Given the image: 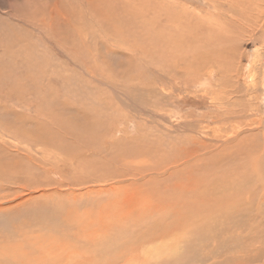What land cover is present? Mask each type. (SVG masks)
<instances>
[{"label":"rangeland","instance_id":"rangeland-1","mask_svg":"<svg viewBox=\"0 0 264 264\" xmlns=\"http://www.w3.org/2000/svg\"><path fill=\"white\" fill-rule=\"evenodd\" d=\"M27 1L0 0V264H264V0H109L103 6ZM57 1L60 12L49 20L41 14L48 11L43 6ZM36 7L39 17L31 19ZM187 7L192 10L187 14L203 19L202 34L221 21L224 39L217 47L203 49L207 31L196 33L195 20L173 29L171 22L181 19L176 12ZM65 13L66 19L58 17ZM252 30L254 36L248 34ZM173 33L202 38L191 48L188 64L179 61L175 79L166 66ZM219 54L231 64H210ZM199 71L204 76L194 85ZM170 121L175 122L169 127ZM185 123L201 135L198 146L188 141L184 146L202 154L198 175L204 190L194 196L197 222L174 228L165 211L157 214L154 208L146 218L138 213L149 205L148 194L159 188L166 194L165 186L178 182L172 178L176 166L165 178L154 176L160 180L151 186L140 182L137 167L165 165L162 155L171 151L173 137L184 138L175 125ZM237 135L240 143L233 148L229 140ZM233 174L248 187L235 196L221 186L216 195L215 188L234 183ZM236 197L239 205L233 204ZM202 204L204 211L218 207V224L211 212L198 221Z\"/></svg>","mask_w":264,"mask_h":264},{"label":"bare ground","instance_id":"bare-ground-1","mask_svg":"<svg viewBox=\"0 0 264 264\" xmlns=\"http://www.w3.org/2000/svg\"><path fill=\"white\" fill-rule=\"evenodd\" d=\"M37 1H39V0H29V2L30 3H32V2H37ZM63 1V0H62ZM81 1H83V3H86V4H88V5H98V6H103V5H105L106 4V2L108 1L109 2V0H81ZM208 1V0H207ZM218 1V0H217ZM226 1H228V0H226ZM230 1H233V2H236V1H234V0H230ZM229 1V2H230ZM241 1V0H240ZM249 1V0H248ZM25 2H28L27 0H25ZM219 2V1H218ZM221 2V1H220ZM253 2V1H252ZM15 3L16 4H18L17 3V1H15ZM215 3V2H214ZM223 3V2H222ZM241 3H244L245 4V2H241ZM240 3V4H241ZM254 3V2H253ZM257 3H258V1H257ZM21 4H23L24 5V3L21 1ZM41 4V3H40ZM39 4V5H40ZM236 5L238 4V3H235ZM243 4V5H244ZM246 4H248L247 2H246ZM245 4V6H247ZM259 4V3H258ZM264 4V3H263ZM29 5V4H28ZM256 5V4H255ZM261 5V4H260ZM38 6V5H37ZM60 6H61V4H60V2H56L55 4L54 3H51L48 7H45V6H43L44 7V9H47L48 11H49V13H48V11L47 12H43L42 11V13L41 14H43V15H49V20H50V17H51V20H53L52 18H54L55 19V15H57L56 13H58V12H60ZM207 6H208V4H207ZM218 6V5H217ZM221 6V5H220ZM239 6V5H238ZM244 6V7H245ZM253 6V5H252ZM258 6V5H257ZM190 7V6H189ZM240 8L241 7H243V6H239ZM243 7V8H244ZM260 7V6H259ZM215 8V7H214ZM34 9V8H33ZM185 9H187V11H179V12H176V14L177 15H179V16H181V19L180 20H175L174 22H171V24L172 25H174L173 26V29H175L176 27H179V28H181V30H182V28L184 27V26H190V21L191 20H195V21H197V23L193 26V30H195V32L196 33H198L199 31H200V29H201V21L203 20V19H201V17L199 16V15H194V14H187V13H191V11L192 10H190V9H188V7L187 8H185ZM223 9V8H222ZM248 9V8H247ZM257 9V8H256ZM264 9V8H263ZM26 10V9H25ZM153 10V9H152ZM249 10H251V9H249ZM253 10V9H252ZM258 10V9H257ZM218 10H216V12H217ZM230 11V10H229ZM255 11V10H254ZM152 12V11H151ZM193 12H196V13H199L198 11H197V9L196 8H194L193 9ZM257 12V11H256ZM39 9H38V7H36L35 8V17L34 18H31V19H36V16H38L39 15ZM213 13V12H212ZM230 13V12H229ZM228 13V14H229ZM238 13H241V12H238ZM243 13V12H242ZM259 13V12H258ZM261 13V12H260ZM259 13V14H260ZM8 14V13H7ZM18 14V13H17ZM221 14V13H220ZM224 14V13H223ZM231 14V13H230ZM244 14V13H243ZM246 14V13H245ZM263 14V13H262ZM19 15V14H18ZM62 15H63V17L66 19L67 18V15H66V13L65 14H60V15H58V17H62ZM211 15V14H210ZM226 15V14H225ZM247 15V14H246ZM245 15V16H246ZM249 15H252V14H249ZM257 15V14H256ZM6 16V15H5ZM227 16V15H226ZM243 16V15H242ZM248 16V15H247ZM255 16V15H254ZM264 16V15H263ZM39 17V16H38ZM44 17V16H43ZM176 17H178V16H176ZM221 17V16H220ZM244 17V16H243ZM19 18V17H18ZM85 18V17H84ZM175 18V17H174ZM208 18V17H207ZM222 18V17H221ZM224 18V17H223ZM234 18V17H233ZM240 18H241V16H240ZM258 18V17H257ZM257 18H255L254 17V20L256 19V22H257V24H258V20H257ZM41 19V18H40ZM70 19V18H69ZM171 19H173V17L171 18ZM176 19V18H175ZM211 19V18H210ZM236 19V18H235ZM243 19V18H242ZM249 19V18H248ZM250 19H252V16H251V18ZM220 20V19H219ZM239 20V19H238ZM238 20H236L237 22H238ZM246 20V19H245ZM253 20V19H252ZM253 20V21H254ZM29 21V20H28ZM36 21L37 20H33L32 21V24H33V26H35L36 25ZM42 21V20H41ZM55 21V20H54ZM205 21V20H204ZM212 21H213V19H212ZM218 21V20H217ZM224 21V20H223ZM227 21V20H226ZM229 21V20H228ZM232 21V20H231ZM241 21V20H240ZM240 21H239V24H240ZM249 21V20H248ZM51 22V21H50ZM233 22V25H234V21H232ZM232 22H231V24H232ZM252 22V21H251ZM251 22H249V24H251ZM262 22V21H261ZM28 24V23H27ZM41 24H42V22H41ZM46 24H47V22H46ZM201 24V25H200ZM204 24H205V22H204ZM216 24H217V22H216ZM218 24H220L221 25V21L220 22H218ZM224 24H225V22H224ZM223 24V25H224ZM235 24H236V22H235ZM55 25V24H54ZM208 25H210V24H208ZM220 25H212V26H210V27H207V30H206V28L204 29V31L206 30L207 31V34L205 35V38H204V40L206 41V43L203 45V49L204 50H208V49H206V48H210V46H212V47H214V46H216L215 44L217 43V41H222V39H224V38H222L221 40H220V38L219 37H223V35H220L219 33L223 30H221V28H220ZM237 25V24H236ZM255 25V24H254ZM259 25V24H258ZM262 25V24H261ZM44 26V25H43ZM206 26V25H205ZM227 26V25H226ZM251 26H252V24H251ZM251 26L249 25V29H252L251 28ZM255 26H257V25H255ZM46 27V26H45ZM44 27V28H45ZM172 27V26H171ZM192 27V26H191ZM191 27H190V29H191ZM228 27V26H227ZM227 27H225L224 26V29L225 28H227ZM229 27H231V26H229ZM228 27V28H229ZM243 27H244V25H243ZM243 27L242 28H240V26H239V29L241 30H243ZM248 27V26H247ZM252 27H254V26H252ZM203 28H204V26H203ZM238 28V27H237ZM34 30L36 29L35 27L33 28ZM46 29V28H45ZM44 29V30H45ZM171 29V28H170ZM234 29V28H233ZM256 29H257V27H256ZM172 30V29H171ZM176 30V29H175ZM180 30V31H181ZM226 31H227V29H225ZM229 30L231 31L232 29L231 28H229ZM236 30V29H235ZM235 30H233L232 32H234ZM247 30V29H246ZM259 30V29H258ZM46 32H47V30H45ZM183 31H185V29L183 30ZM204 31H202L203 32V34L201 33V31H200V34H202V35H204ZM226 31H225V33H224V35H227L228 36V34H226ZM179 32V31H178ZM192 32V31H191ZM223 32V31H222ZM235 32H237L238 34H239V32L238 31H235ZM245 32V31H244ZM254 32H255V30H252V31H250V32H248V34H250V35H253L254 34ZM260 32V31H259ZM176 33V32H175ZM181 33V32H180ZM187 33V32H186ZM206 33V32H205ZM228 33V32H227ZM246 33V32H245ZM245 33H244V35H245ZM241 34L243 35V33L241 32ZM240 34V35H241ZM257 34H259V33H257ZM256 34V35H257ZM231 35V34H230ZM239 35V36H240ZM241 35V36H242ZM262 35V34H261ZM49 36V35H48ZM47 36V37H48ZM185 36H187V35H185V34H174L173 33V36L169 39V41H168V43L167 44H169L168 45V50L166 51V57H167V60H166V58H165V60H166V66H167V73L168 74H170V77L172 78V79H175V75H176V71H174L175 70V68L177 67V65H178V63H179V61H181V62H186L187 64H188V60H189V57L191 56V52H190V50H191V48L192 47H195L196 46V42L198 41H195V39H196V34H195V39L193 38V37H191L190 36V38L188 39L187 37H185ZM194 36V35H193ZM201 35H199L198 37H200ZM233 36V35H232ZM249 36V35H248ZM254 36V35H253ZM59 37V36H58ZM202 37V36H201ZM234 37V36H233ZM229 38H231V36L229 37ZM235 39H236V37H234ZM238 38V37H237ZM241 38V37H240ZM245 38V37H244ZM246 38H248V37H246ZM252 38V37H251ZM200 39H202V38H200ZM199 39V41L201 42V40ZM242 39H243V37H242ZM249 39V38H248ZM204 40H202V41H204ZM232 40V39H231ZM230 40V41H231ZM198 41V42H199ZM238 41H239V39H238ZM245 41V40H244ZM228 42H229V40H228ZM233 42H234V40H233ZM233 42H231V43H233ZM239 43V42H238ZM242 43V42H241ZM224 45H225V43H223ZM199 45H201L200 43H199ZM198 45V46H199ZM222 45V44H221ZM220 45V46H221ZM224 45L222 46V47H224ZM202 46V45H201ZM201 46L199 47V48H201ZM228 46H229V44H228ZM227 46V47H228ZM235 46V45H234ZM211 47V48H212ZM217 47V46H216ZM218 47H219V45H218ZM37 49V48H36ZM229 49V48H228ZM201 50V49H200ZM200 50H196V51H200ZM203 50V51H204ZM213 50H216V49H213ZM221 50V49H220ZM223 50V49H222ZM232 50H234V49H231V51ZM192 51H193V49H192ZM219 51V50H218ZM224 51V50H223ZM226 51H229V50H226ZM207 52V51H206ZM211 52V51H210ZM209 52V53H210ZM234 52V51H233ZM233 52H231L230 54H232ZM199 53V52H198ZM200 53H202V52H200ZM204 53V52H203ZM228 53V52H227ZM238 53V52H237ZM236 53V54H237ZM114 54V53H113ZM217 54V53H216ZM235 54V56H237ZM239 54V53H238ZM192 55H194V51H193V53H192ZM227 55H229V54H227ZM233 55V54H232ZM210 56H207L206 58H208V59H211V58H209ZM229 57V56H228ZM231 58H233V57H231ZM202 59V58H201ZM215 59V61H210V64L212 63V62H214L215 63V67H217L218 66V68H221V66L222 67H224V66H226L227 67V63L229 62V61H227L226 62V57H225V54L224 55H222V54H219V55H216V57L214 58ZM237 59V58H236ZM156 60V59H155ZM198 60V59H197ZM196 60V61H197ZM227 60H229V59H227ZM235 59H233L232 61H234ZM191 61V60H190ZM196 61H194L193 63H195ZM205 61H207V59L205 60ZM204 61V62H205ZM155 62V61H154ZM153 62V63H154ZM201 62H202V60H201ZM203 62V63H204ZM156 63V62H155ZM209 63V62H208ZM213 63V64H214ZM230 63V62H229ZM235 63V62H234ZM197 64H199V63H196V65ZM209 64V65H210ZM231 64V63H230ZM83 65V64H82ZM191 65V64H190ZM201 65V64H200ZM29 66V65H28ZM189 65H187V67H188ZM192 66V65H191ZM204 67V65H201L200 66V69H201V67ZM208 66V65H207ZM235 66V65H234ZM198 67H199V65H198ZM212 67V66H211ZM214 67V68H215ZM163 68V67H162ZM166 68V67H165ZM186 68V67H185ZM217 68V69H218ZM88 69V68H87ZM203 69V68H202ZM223 69V68H222ZM238 69V68H237ZM236 69V70H237ZM187 70V69H186ZM207 70H208V68H207ZM212 70H214V69H212ZM227 70V69H226ZM192 71V69L191 68H189L188 70H187V72H191ZM179 72V70L177 71V73ZM194 72V71H193ZM206 72V71H205ZM204 72V73H205ZM224 72V70H222V73ZM226 72V71H225ZM228 72V71H227ZM229 72H230V70H229ZM229 72L227 73V74H229ZM189 73H188V75H189ZM192 73V72H191ZM209 73V72H208ZM232 73V72H231ZM100 74H101V72H100ZM99 74V75H100ZM195 79H194V81H195V83H194V81H191L192 79H190V78H187V76L185 77V78H187V80H189L190 79V81L191 82H193V84L195 85L196 84V82H199L200 80L202 81V75H201V73H200V71H199V73L197 72H195ZM197 74H200V76L199 75H197ZM191 75V74H190ZM194 75V74H193ZM231 74H229V76H230ZM108 76V75H107ZM204 76V75H203ZM225 75H223V77H224ZM101 77H103V76H101ZM178 77V76H177ZM183 77V76H182ZM189 77V76H188ZM232 77V76H231ZM230 77V78H231ZM105 78V77H104ZM257 78V77H256ZM50 80V79H49ZM48 80V81H49ZM97 80V79H96ZM180 80V79H179ZM178 80V81H179ZM183 80V79H182ZM186 80V79H185ZM205 80V79H204ZM222 80V79H221ZM33 82V81H32ZM46 82V81H45ZM158 82V81H157ZM185 82V81H184ZM206 82V81H205ZM220 82V81H219ZM233 82V81H232ZM172 83H175V82H172ZM178 83V82H177ZM189 83V82H188ZM187 83V84H188ZM203 83V82H202ZM191 84V83H190ZM189 84V85H190ZM193 84H191V85H193ZM257 84V83H256ZM184 85H186V84H184ZM190 85V86H191ZM201 85V84H200ZM188 86V85H187ZM206 86V85H205ZM211 86V85H210ZM220 86H222V85H220ZM175 87H177V86H175ZM192 87V86H191ZM200 87V86H199ZM257 87V86H256ZM255 87V88H256ZM195 88V87H194ZM204 89V88H203ZM138 91V90H137ZM140 91V90H139ZM136 92V91H135ZM221 92V91H220ZM242 92V91H241ZM206 93V92H205ZM240 93V92H239ZM218 94H220V93H218ZM222 95V94H221ZM220 95V96H221ZM240 95V94H239ZM223 96V95H222ZM216 97V96H215ZM177 99V98H176ZM244 99V98H243ZM174 100V99H173ZM156 101V100H155ZM171 101V100H170ZM177 101V100H176ZM173 103V102H172ZM227 103V102H226ZM230 103V102H229ZM229 103H227V104H229ZM223 104H225V102L223 103ZM226 104V105H227ZM47 105V104H46ZM172 106H174V105H172ZM241 106V105H240ZM246 106H247V104H246ZM171 107V106H170ZM224 110H225V108H223ZM227 109H229V108H227ZM245 109V108H244ZM257 109V108H256ZM222 110V109H221ZM232 110H233V108H232ZM236 110H237V108H236ZM242 110V109H241ZM241 110H239V111H241ZM248 110V109H247ZM173 112V111H172ZM43 113V112H42ZM169 113V112H168ZM167 113V114H168ZM222 113V112H221ZM39 114V113H38ZM224 114V113H223ZM250 114V113H249ZM169 115V114H168ZM167 115V116H168ZM226 115V114H225ZM246 115V114H245ZM159 116V115H158ZM161 116V115H160ZM166 116V117H167ZM45 117V116H44ZM164 117V116H163ZM178 117V116H177ZM235 117V116H234ZM233 117V118H234ZM222 118V117H221ZM232 118V119H233ZM113 119V118H112ZM220 119V118H219ZM234 120H236V119H234ZM254 120V119H253ZM107 121V120H106ZM158 121V120H157ZM241 121V120H240ZM162 122V121H161ZM171 123H170V125H169V127L170 126H173V124H174V122L175 121H170ZM196 122V121H195ZM246 123H247V121H246ZM245 123V124H246ZM254 123V122H253ZM163 124H164V122H163ZM188 125V123H185L183 126H180V124H178V125H175V126H179L180 128H181V130H180V128L179 127H177V130L176 131H179V132H181L183 135H184V138L182 139V140H180L179 138L181 137V136H178V135H176L175 137H173V138H175V141H174V144L172 145L171 144V146L168 148L169 150H171V151H169V152H166V153H168L167 155L165 154V155H162L163 157H166L165 158V165H163V166H160V167H162V168H160L159 167V163L160 162H157V163H155L156 164V167H149L148 168V166H147V168H146V166H138L137 167V173H138V175H139V178H140V182L142 183V182H149L148 184H146L147 186H149L150 185V183H155V182H157V180H160V179H155L154 178V176H156V175H159V177H166V175H169V174H171V166L172 165H175L176 167H175V169H174V175H172L173 177L172 178H178V182H172V179H171V182L173 183L171 186H165L167 189H166V194H165V192H163L162 191V189H161V191H159L160 190V188H159V190L157 189V191H155V193L154 194H148V196H147V198H146V200H147V202L149 203V205L143 210V211H141V212H139L138 213V215H140V214H145V218L146 217H148V215L150 214L151 216H152V214H153V210H154V208L156 209V212H157V214H159L160 212H162V211H165L166 212V214L164 215V216H167V217H170V218H172V221H171V223L173 224V226H174V228L175 227H179V226H181V225H187V224H189V223H193V222H195L196 220H197V218H196V220L194 219L195 218V209L194 210H192L194 207V205H196L197 204V200H195L194 199V196L198 193V191L200 192L202 189L204 190V187L201 185L202 184V177H200L199 175H198V173L202 170L201 169V167H202V164H203V160H201V157H202V154L199 152V150L197 149L196 151H189L190 150V148H191V145H188V143H193V144H196L197 146H198V144H199V139L198 138H201V137H199V136H201V135H198L199 133L197 132V131H193L192 129H190L191 127H188L187 126ZM222 125V124H221ZM257 125V124H256ZM204 126V125H203ZM222 126H224V125H222ZM244 126V125H243ZM251 125H248V127H250ZM198 127V126H197ZM246 127V126H245ZM255 127V126H254ZM257 127V126H256ZM203 128H205V127H203ZM243 128V127H242ZM169 129V128H168ZM225 129H226V127H225ZM246 129H248V128H246ZM262 129V128H261ZM217 130H218V128H217ZM258 130V129H257ZM166 131H167V129H166ZM175 131V130H174ZM212 131V130H211ZM232 131V130H231ZM246 132H248V130H246ZM258 132H259V130H258ZM258 132H256V134L258 133ZM237 133V132H236ZM246 134V133H245ZM253 134H255V133H253ZM169 135H171V134H169ZM248 135V134H247ZM250 135V134H249ZM204 136V135H203ZM220 136V135H219ZM226 136V135H225ZM230 136V135H229ZM228 136V137H229ZM239 136L240 135H237V136H233V137H231V139L229 140L230 141V143H231V145L233 144V148H236V147H238V145H239V143H240V139H239ZM242 136V135H241ZM252 136V134L250 135V137ZM167 137V136H166ZM206 137V136H205ZM227 137V138H228ZM249 137V138H250ZM253 137V136H252ZM173 138H171L172 140H170L171 142H173ZM203 138V137H202ZM245 138V137H244ZM153 139V138H152ZM219 139V138H218ZM149 140V139H148ZM162 140V139H161ZM165 140V139H164ZM206 140V139H205ZM209 140V139H208ZM225 140V139H224ZM150 141V140H149ZM166 141H168V138H167V140ZM185 141H188V143L184 146V144H185ZM227 142V141H226ZM226 142H221V143H223V144H226ZM61 143V142H60ZM134 143V142H133ZM218 143H219V141H218ZM229 143V144H230ZM249 143V142H248ZM55 144V143H54ZM244 144V143H243ZM170 145V144H169ZM228 145V144H227ZM189 146H190V148H189ZM195 146V145H194ZM202 146V145H201ZM201 146H200V148H201ZM224 146H226V145H224ZM250 146V145H249ZM168 147V146H167ZM207 147V146H206ZM223 147V146H222ZM228 147V146H227ZM247 147V146H246ZM252 146H250V148H251ZM127 148V147H126ZM199 148V147H198ZM233 148H231V149H233ZM243 148V147H242ZM257 148V147H256ZM93 149V148H92ZM128 149V148H127ZM211 149V148H210ZM223 149H225L224 147H223ZM227 149V148H226ZM205 150V149H204ZM216 150V149H215ZM221 150V149H220ZM229 150V149H228ZM248 150V149H247ZM163 151H165V150H163ZM167 151V150H166ZM219 151V150H218ZM222 151H224V150H222ZM221 151V152H222ZM230 151V150H229ZM234 151V150H233ZM245 151V150H244ZM243 151V152H244ZM257 151V150H256ZM147 152V151H146ZM226 152V151H225ZM249 152V151H248ZM263 152V151H262ZM103 153V152H102ZM154 153V152H153ZM207 153V152H206ZM213 153V152H212ZM215 153L216 152H214L213 153V155H215ZM218 153V152H217ZM228 153V152H227ZM236 154H238V153H236ZM240 154V153H239ZM159 155V154H158ZM158 155H156V156H158ZM169 155V156H168ZM207 155V154H206ZM221 155V154H220ZM242 155V154H241ZM244 155V154H243ZM249 155V154H248ZM127 156V155H126ZM160 156V155H159ZM209 156V155H208ZM239 156V155H238ZM213 157V156H212ZM218 157V156H217ZM220 157V156H219ZM218 157V159H222V157L221 158H219ZM240 157V156H239ZM239 157L237 158V159H239ZM122 158V157H121ZM156 158H158V157H156ZM224 158H226V156L224 157ZM230 158V157H229ZM244 158V157H243ZM255 158V157H254ZM123 159V158H122ZM159 159H160V157H159ZM158 159V161H160ZM234 159H235V157H234ZM245 159H246V157H245ZM224 159H222V161H223ZM263 160V159H262ZM261 160V161H262ZM216 161H218L217 159H216ZM246 161H247V163H248V160L246 159ZM245 161V162H246ZM250 161V160H249ZM256 161V160H255ZM212 162V161H211ZM214 162V161H213ZM262 162H264V161H262ZM92 163H94L93 161H92ZM218 163V162H217ZM237 163H239V161L237 162ZM241 163V162H240ZM244 163V162H243ZM147 164V163H146ZM161 164V163H160ZM210 164H212V163H210ZM210 164H209V166H210ZM245 164V163H244ZM249 164V163H248ZM247 164V165H248ZM251 164V163H250ZM253 164V163H252ZM261 165L260 166H263L262 165V163H260ZM142 165V164H141ZM144 165V164H143ZM152 166V165H151ZM244 166V165H243ZM249 166V165H248ZM259 166V167H260ZM157 167H159L158 168V170L156 171V169H157ZM208 167V166H207ZM251 167V166H250ZM131 168V167H130ZM134 168V167H133ZM154 168H156V169H154ZM174 168V167H173ZM152 169V170H151ZM153 169H154V171L156 172H153ZM262 169V168H261ZM260 169V170H261ZM89 170V169H88ZM250 170V169H249ZM252 170V169H251ZM254 170V169H253ZM263 170V169H262ZM90 171V170H89ZM131 171V170H130ZM158 171H159V173H158ZM87 171H85V173H86ZM228 172V171H227ZM230 172V171H229ZM84 173V174H85ZM90 173V172H89ZM242 173H245L244 171L242 172ZM90 174H92V173H90ZM228 174V173H227ZM236 174V173H235ZM235 174H233V177H234V179H233V182L234 183H232L231 182V179H230V185L229 186H226V185H220L218 188H215L214 190H215V194L216 195H218L220 192H219V189H220V187L222 186V189L220 190V191H222V190H224V189H230V191L233 193V195H238L239 194V192H240V189H241V186L242 187H248V185H242V184H240L239 182H240V179L237 177V175L239 176V174H237V175H235ZM256 174V173H255ZM136 175V174H135ZM85 176V175H84ZM89 176V175H88ZM115 176V175H114ZM127 176V175H126ZM219 176V175H218ZM92 177H94V176H92ZM98 177H100L99 175H98ZM123 177V176H122ZM125 177V176H124ZM157 177V176H156ZM242 177H244L243 176V174H242ZM229 178H230V175H229ZM135 179V178H134ZM127 180V179H126ZM167 180V179H166ZM169 180V179H168ZM167 180V181H168ZM207 180H209V179H207ZM223 180V179H222ZM224 180H226V179H224ZM255 180V179H254ZM103 181H105V180H103ZM124 181V180H123ZM139 181V180H138ZM228 181V180H227ZM170 182V183H171ZM226 182V181H225ZM136 183V182H135ZM165 183V182H164ZM167 183V182H166ZM165 183V184H166ZM220 183V182H219ZM235 183H236V185H235ZM237 183H239V184H237ZM160 184V183H159ZM168 184H169V182H168ZM245 184V183H244ZM125 185V184H124ZM136 185V184H135ZM138 185V184H137ZM139 185H141L140 183H139ZM142 185H144V184H142ZM145 185V186H146ZM156 185V184H155ZM158 185V184H157ZM160 185H162V184H160ZM151 186V185H150ZM162 186H164V184L162 185ZM213 187V186H212ZM142 188V187H141ZM153 188V187H152ZM151 188V189H152ZM143 189V188H142ZM163 189H165V188H163ZM111 190V189H110ZM118 190H119V188H118ZM165 191V190H164ZM12 192V191H11ZM102 192H103V190H102ZM105 193H107V192H105ZM115 193H117V190H116V192ZM112 194V192L109 194V195H111ZM121 194V193H120ZM200 194V193H199ZM115 195V194H114ZM198 195V194H197ZM112 196V195H111ZM205 196V195H204ZM2 197V196H1ZM144 197V196H143ZM116 198V197H115ZM139 199H141L140 197H138ZM217 198V197H216ZM215 198V199H216ZM221 198V197H220ZM5 199V198H4ZM117 199V198H116ZM197 199V198H196ZM212 199H214L213 197H212ZM122 200V199H121ZM120 200V201H121ZM124 200V199H123ZM133 200V199H132ZM137 200V199H136ZM195 200V201H194ZM204 200V199H203ZM249 198H246L245 197V201H246V203L247 204H249ZM127 201V200H126ZM129 202V201H128ZM139 202H141V201H139ZM146 202V203H147ZM240 202H241V200H240V198H238V197H236V198H234L233 199V204L234 205H239L240 204ZM126 204V203H125ZM125 204H123V205H125ZM128 204V203H127ZM132 204V203H131ZM201 204V203H200ZM210 205V204H209ZM214 205V204H213ZM126 207L125 208H127V205H125ZM129 206H131L130 204H129ZM202 208H200L201 209V211H200V216H198V221L200 220V219H202V218H200V217H206L207 215H208V212H211L210 213V215H209V217L212 219V217L214 216V218L213 219H215V221H217V223L216 224H218V222H219V220H220V218L222 217V214L220 213V210L218 209V207H217V209H215L214 210V207H213V209H212V211H204V209L206 208V204H202ZM212 206V205H211ZM120 207H121V205H120ZM245 208V204H244V202L242 203V208ZM9 208H10V206H9ZM117 208H119V207H117ZM124 208V209H125ZM141 208V207H140ZM196 208V207H195ZM122 209V208H121ZM129 209V208H128ZM108 210V209H107ZM256 210V209H255ZM118 211V210H117ZM130 211V210H129ZM194 211V212H193ZM197 211V210H196ZM240 211V210H239ZM198 212V211H197ZM236 212V211H235ZM234 212V213H235ZM238 212V211H237ZM105 213H106V211H105ZM112 214H115V213H112ZM197 214V213H196ZM259 214V213H258ZM108 215V214H107ZM198 215V214H197ZM100 216V215H99ZM117 216V215H116ZM226 216V215H225ZM112 217H115V216H112ZM118 217V216H117ZM157 217V216H156ZM227 217V216H226ZM108 218V217H107ZM200 218V219H199ZM98 219V218H97ZM111 219V217L108 219V220H110ZM126 219V218H125ZM205 219H207V217L205 218ZM74 220V219H73ZM79 220V219H78ZM66 221V220H65ZM65 221H64V223H65ZM70 221V220H69ZM114 222H115V220H113ZM112 221V222H113ZM211 221H213V220H211ZM73 222H75V220L73 221ZM96 222H98V221H94L93 223H96ZM113 222V223H114ZM117 222V221H116ZM197 222V221H196ZM214 222V221H213ZM71 223V222H70ZM69 222H68V224H70ZM109 223V222H108ZM120 224H121V221L119 222ZM67 224V223H66ZM77 224V223H76ZM110 224V223H109ZM108 224V225H109ZM75 225V224H74ZM78 225V224H77ZM77 225H75V226H77ZM94 225V224H93ZM98 224H96V226H97ZM107 225V224H106ZM107 225V226H108ZM116 225H118V224H116ZM123 225V224H122ZM204 225L206 226V223H204ZM68 226V225H67ZM74 226V227H75ZM102 226V225H101ZM119 226V225H118ZM202 226V225H201ZM204 226V227H205ZM218 226V225H217ZM80 227V226H79ZM84 227V226H83ZM89 227V226H88ZM91 227V226H90ZM94 227V226H93ZM109 227V226H108ZM111 227V226H110ZM114 227V226H113ZM65 228V227H64ZM68 229H73L72 227H71V225H70V228L69 227H67ZM77 229H78V226L76 227ZM81 228V227H80ZM79 228V229H80ZM92 228V227H91ZM104 228V227H103ZM194 228V227H193ZM197 228V227H196ZM17 229V228H16ZM71 229H70V231H71ZM78 229V230H79ZM86 229V228H85ZM84 229V230H85ZM95 229V228H94ZM99 229H101V228H99ZM108 229V228H107ZM180 229V228H179ZM77 230V231H78ZM81 230H82V228H81ZM81 230H79V231H81ZM114 230H115V227H114ZM187 230V229H186ZM200 230V229H199ZM72 231H74V230H72ZM111 231H112V229H111ZM185 231V230H184ZM65 232V231H64ZM68 232V231H67ZM92 232V231H91ZM99 232L101 233V230H94V234L96 235V236H100L99 235ZM206 232V231H205ZM71 233V232H70ZM74 233V232H73ZM106 233V232H105ZM26 234V233H25ZM104 234V233H103ZM114 234V233H113ZM201 234V233H200ZM45 235V234H44ZM70 235V234H69ZM78 235H80V234H78ZM101 235H102V233H101ZM197 237H198V235H197ZM64 238V237H63ZM66 238H68V236H66ZM89 238V237H88ZM35 239V238H34ZM58 239V238H57ZM94 239H96V238H94ZM94 239H92L91 241H93ZM63 240H65V239H63ZM69 240V239H68ZM75 240H76V238H75ZM57 241V240H56ZM171 241H172V239H171ZM54 243V242H53ZM61 243V242H60ZM63 243V242H62ZM72 243V242H71ZM30 244V243H29ZM84 244V243H83ZM82 244V245H83ZM86 244V243H85ZM101 244V243H100ZM58 245V244H57ZM20 246V245H19ZM97 246V245H96ZM95 246V247H96ZM1 247V246H0ZM23 247V246H22ZM94 247V248H95ZM15 248V247H14ZM57 248V247H56ZM1 249V248H0ZM16 249V248H15ZM20 249V248H19ZM6 250V249H5ZM55 251V250H54ZM78 251H80V250H78ZM115 251V250H114ZM10 252V251H9ZM81 252V251H80ZM158 252V251H157ZM257 252V251H256ZM39 253V252H38ZM40 254V253H39ZM112 254H113V252H112ZM11 255V254H10ZM81 255H83V254H81ZM126 255V254H125ZM5 256H8V255H5ZM77 256V255H76ZM13 257V256H12ZM80 257V256H79ZM79 257H78V259H79ZM82 257V256H81ZM81 257H80V259H81ZM84 257V256H83ZM3 258V257H2ZM34 258H36V257H34ZM77 258V257H76ZM5 258H3V260H4ZM26 259V258H25ZM28 261H30V260H28ZM118 261V260H117ZM79 262V261H78ZM29 263V262H28ZM35 263V262H34ZM106 263V262H105ZM132 263V262H131ZM8 264V263H7ZM29 264H31V263H29Z\"/></svg>","mask_w":264,"mask_h":264}]
</instances>
